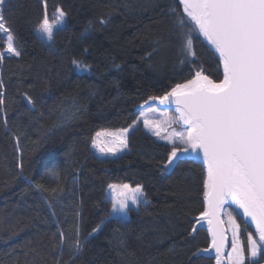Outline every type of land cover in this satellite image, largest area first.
I'll return each mask as SVG.
<instances>
[{
	"label": "trees",
	"instance_id": "trees-1",
	"mask_svg": "<svg viewBox=\"0 0 264 264\" xmlns=\"http://www.w3.org/2000/svg\"><path fill=\"white\" fill-rule=\"evenodd\" d=\"M45 5L50 19L57 8L66 14L52 42L36 31ZM171 8L182 13L179 0H7L3 5L22 56L6 55L0 62L5 100L0 264H57V259L60 264H214L193 256L208 245L204 230L192 233L203 210L200 164L184 162L162 173L170 145L141 126L129 133L127 151L115 158L98 157L92 145L96 132L128 128L144 100L164 95L201 68L213 80L222 78L218 59L198 30L194 62L178 54ZM4 41L0 34V51ZM74 57L87 69L73 66ZM110 183L143 186L148 203L132 208L126 223L107 219ZM98 224L81 254L61 246L60 231L74 241L77 225L83 239ZM241 241L247 245V232Z\"/></svg>",
	"mask_w": 264,
	"mask_h": 264
},
{
	"label": "snow or ice",
	"instance_id": "snow-or-ice-1",
	"mask_svg": "<svg viewBox=\"0 0 264 264\" xmlns=\"http://www.w3.org/2000/svg\"><path fill=\"white\" fill-rule=\"evenodd\" d=\"M6 2L0 0V34L6 37L5 51H0V62L6 55L22 56L2 11ZM179 5L182 13L176 8L170 9L175 18L178 54L184 60L191 57L193 59L188 62H194L193 32L198 30L218 54L222 78L213 80L201 68L191 79L175 84L164 95L149 96L139 105L141 110L150 101H159L160 104L171 101L176 105L178 116L159 122L145 118L144 125L170 145L167 158L160 167L162 173L175 170L184 162L202 166L203 211L196 221H207L212 239L208 248L197 249L193 256L214 249L216 264H222L226 230L221 227L224 223L221 215L226 211L225 204H228L232 210L227 212V230L232 233V243L227 253V264H264V0H179ZM46 7L36 31L52 42L56 27L64 23L66 14L57 8L54 21L50 22ZM99 23L103 25L107 20L100 19ZM91 27L90 21L85 31ZM71 64L80 70L88 67L75 57ZM3 88L0 83V89ZM24 99L34 106L31 97L25 95ZM4 104V92L0 91V106ZM150 111L155 112L156 109L150 108ZM135 124L136 121L116 132H96L92 137L93 147L101 154L111 155L127 149L125 134ZM172 124L181 125V130L173 129L167 135H161L162 125ZM101 136L113 139L109 144H101ZM36 187L43 190L40 184ZM107 187L112 192V208L107 219L116 216L119 222L126 223L132 206L138 210L141 204L148 203L141 184L133 187L128 183H110ZM237 218L241 220L243 229ZM250 225L254 226V232L248 231ZM100 227L98 224L81 239L77 225L74 241L60 231V244H68L73 254H81L85 242ZM196 231L194 224L192 232ZM242 231L247 232L246 246L241 241ZM57 264H60L59 259Z\"/></svg>",
	"mask_w": 264,
	"mask_h": 264
},
{
	"label": "rangeland",
	"instance_id": "rangeland-1",
	"mask_svg": "<svg viewBox=\"0 0 264 264\" xmlns=\"http://www.w3.org/2000/svg\"><path fill=\"white\" fill-rule=\"evenodd\" d=\"M55 15H56V13H55ZM49 20H50V22H53L54 21V18L53 19H50L49 18ZM63 25H64V23L61 24V25H57L56 30L58 28H61ZM37 34L40 37V39H42L43 41H47L38 32H37ZM4 38L6 39L5 36H4ZM150 108H154V109H156V111L155 112H152V111H150ZM138 110H139V115L137 117L136 124L132 128L129 129V132L128 133L125 134L126 135V138H128L129 133L135 127L141 126L144 131H146L148 134L154 136L158 141H161V142H164V143L168 144L166 140L159 139L157 136H155V135L152 134V131H150L148 128L145 127V125H144V119L147 118L150 121L159 122V121L165 120V118H171V117H175L177 115L174 112H170L169 110H162V109H159V108H157L155 106L143 108L142 110L141 109H138ZM181 127L182 126L181 125H178V124H172L171 126L162 125V127H161V135H167L173 129H175V130H181ZM118 130H120V129H118ZM104 131L116 132L117 130H101L99 132H104ZM112 139H113V137H111V136H101L99 138V142L101 144H109L112 141ZM93 150H94L95 154L98 157H100V158H115V157H117V156H119V155H121V154H123L124 152L127 151V149H122L119 152H117L115 155H111V154H101V153H99V151L95 147H93ZM116 185H120V184H116ZM106 193H107L108 199L112 203V192H111V190L108 189V187H106ZM118 194L119 193L117 192V195ZM132 208H136V206H132ZM225 209H226V211H224L223 218H224V223H225L226 229H228L229 228V224H228L229 217H228L227 212L228 211H231L232 209L231 208H225ZM113 217H116V216H113ZM127 219H128V214H127ZM237 223L239 224L238 218H237ZM227 233H228V236H229V243H230L229 248H228V252H229L231 250L232 233H231L230 230H227ZM226 260H227V255H226Z\"/></svg>",
	"mask_w": 264,
	"mask_h": 264
},
{
	"label": "water",
	"instance_id": "water-1",
	"mask_svg": "<svg viewBox=\"0 0 264 264\" xmlns=\"http://www.w3.org/2000/svg\"><path fill=\"white\" fill-rule=\"evenodd\" d=\"M200 38L209 47V49L213 51V53L217 57V59H219L218 58V54H216L215 51H214V49H212L211 46L208 45V43L204 39V37L200 36ZM221 72H222V69H221ZM151 106H155V107H157L159 109H162V110H171L172 112H174L178 116V113L176 112V105H175L174 102L169 101V102H166L165 104H160L159 101H155V102L150 101L149 104H144L143 105V108H147V107H151ZM137 109H141V108L138 106ZM232 207L234 208L235 206L233 205ZM225 208H229L228 204H225ZM223 214H224V211L222 212V215H221V219L224 221ZM198 216H199V214L197 216H195V218H194V220H195L194 221V224L196 225L197 230H204L206 232L207 237H208V245L205 248H208L209 244L211 243V239H212V237H211V235H210V233L208 231L209 225H208L207 221H200L199 223H197L196 217H198ZM221 227H222V229H225L226 230L225 231L226 240H225V243H224V251H223V257L224 258L222 260V264H227L226 255H227L228 248H229V236H228V233H227V229H226L225 223H223L221 225ZM249 228L251 229L252 232L255 231L254 226H251L250 225ZM199 255H201L203 257H206V258L212 259L213 260V263L216 264V254H215V250L214 249H209V252L208 253H201Z\"/></svg>",
	"mask_w": 264,
	"mask_h": 264
}]
</instances>
